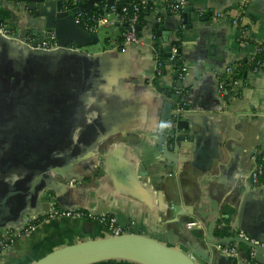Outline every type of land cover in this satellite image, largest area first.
Masks as SVG:
<instances>
[{
    "label": "crops",
    "instance_id": "obj_1",
    "mask_svg": "<svg viewBox=\"0 0 264 264\" xmlns=\"http://www.w3.org/2000/svg\"><path fill=\"white\" fill-rule=\"evenodd\" d=\"M56 1L42 10L56 13ZM141 1L154 8L138 27L139 44H123L117 25L100 22L89 32L55 15L52 29H26L36 37L52 30L74 52H38L0 41V230L25 229L27 216L41 217L0 253V264H34L55 249L107 237L89 217H42L44 196L31 204L27 191L47 181L54 187L45 192L60 207L111 215L120 225L133 222L134 233L196 251L200 264L264 263V251L251 259L236 237L242 229L264 240V176L256 186L249 182L257 156H264V70L246 74L239 96L224 98L218 88V76L264 41V0H175L178 7L169 12L165 0ZM0 3L18 33L23 3ZM185 5L192 10L183 11ZM238 17L251 43L241 44ZM155 44L163 53L167 47L181 51L164 57L157 77ZM177 60L186 74L180 75ZM179 82L188 126L171 137L173 123L164 119L171 98L163 88L174 93ZM161 135L170 145L182 137L171 150L178 153L174 166L161 156ZM39 165L47 179L39 178ZM188 221L196 225L187 228ZM223 226L227 235L216 234ZM221 242L233 246L237 257L220 251Z\"/></svg>",
    "mask_w": 264,
    "mask_h": 264
},
{
    "label": "water",
    "instance_id": "obj_2",
    "mask_svg": "<svg viewBox=\"0 0 264 264\" xmlns=\"http://www.w3.org/2000/svg\"><path fill=\"white\" fill-rule=\"evenodd\" d=\"M21 1L23 4L18 6ZM98 0H78L76 5L70 10H64L62 0H57L55 4L56 13L52 14L50 11L42 10L43 4H53L54 0H18L12 3H15L18 8H23L26 11L21 16V24L18 32V39H21L23 35L30 34L26 29L27 25L36 24L38 28L41 26V30L52 29L55 27L54 17L71 19L74 21V17L79 13H88L91 9L95 7V2ZM108 4H113L114 0H105ZM41 8V9H40ZM18 9V10H20ZM183 11H191L192 7L190 5H185L181 8ZM33 10V12L31 11ZM21 11V10H20ZM53 15V16H52ZM55 15V16H54ZM186 15L182 14L184 19ZM44 17V18H42ZM75 23V22H74ZM154 27L157 29H162V26L159 23H155ZM39 30V29H38ZM31 32V31H30ZM33 32V31H32ZM31 32V33H32ZM178 32V31H177ZM33 33H36L34 31ZM158 34V33H157ZM178 36L175 41L180 39V33H177ZM44 36L43 33L38 35V39H41ZM58 39V38H57ZM167 40V38L165 39ZM0 41L2 42H14L25 48L31 49L25 44L21 43L18 40L6 39L0 34ZM59 41V40H58ZM59 43L62 45L61 48H58L54 51H68L74 52L73 50H67L64 48L65 43ZM38 52H51L43 51L38 49H31ZM166 52V53H165ZM180 47L175 48L176 57L180 56ZM172 47H167L164 50L163 57H171ZM178 55V56H177ZM173 63V60H171ZM179 69L181 68V61L177 60ZM181 84L175 85L174 93H168L167 95L171 98L170 107L167 110V113H164V119L171 121L173 123L170 129V136L172 137L174 133L183 131L188 126L189 115L187 108L184 106L183 98H180ZM179 96V97H178ZM171 109V110H170ZM162 124V122H161ZM162 133V132H161ZM162 136V135H161ZM182 140L181 136H176L173 144H169L165 137L162 136L161 142L164 143L163 152L161 154L162 158L166 159L169 166L176 165L178 162V153L175 150L176 147L180 145ZM170 146V147H169ZM40 166L39 178H46L43 173H46V169ZM38 178V179H39ZM47 179V178H46ZM37 179L34 183H37ZM47 181V180H44ZM39 182L34 186V188L27 193H30L31 204H36L37 200L45 195V189H52L54 187L53 182L47 181L45 185L41 188L38 187ZM27 195V194H26ZM26 200V198H25ZM48 205L46 202L43 203L42 209L46 210ZM242 230V229H241ZM244 231V230H243ZM246 232V231H245ZM247 233V232H246ZM255 237V236H253ZM223 245H229L227 243L221 242ZM248 246V244H247ZM264 250H259L256 255ZM200 255L196 251L192 254L186 253L176 247H171L165 245L164 243L159 242L155 238L145 236L138 233H124L118 236H108L99 239H91L82 241L76 244L67 245L58 249L53 250L44 257L37 260L34 264H92L95 262L111 259H129L141 261L145 264H198L195 256ZM202 256V255H201ZM204 258V256H202ZM264 264V263H263Z\"/></svg>",
    "mask_w": 264,
    "mask_h": 264
},
{
    "label": "built area",
    "instance_id": "obj_3",
    "mask_svg": "<svg viewBox=\"0 0 264 264\" xmlns=\"http://www.w3.org/2000/svg\"><path fill=\"white\" fill-rule=\"evenodd\" d=\"M78 0L72 1V6H69L68 4L64 5V10L70 11ZM184 0H180L179 4L182 5ZM178 7V4H171L170 5V11L176 10ZM126 8H122V12L125 13ZM219 15V14H218ZM137 18L138 15L135 13L131 17L127 19V24H125L124 29H121V38L123 44H131V43H141V40L139 38L138 27H137ZM241 17H238L234 20L236 26L238 27L240 33H241V44L245 45L248 42L244 39H248L249 37V31L247 29H243L238 24L240 23ZM124 15L122 13H118L115 10L114 3L110 5L109 9L105 11V13L101 16L87 19L82 21V18L80 17H74V22L78 24L81 28H83L86 31L94 32L98 29L99 23L102 22L106 25H117L121 26L124 22ZM0 34L4 36L6 39L11 40H18L21 43L25 44L26 46L30 47L31 49H38L43 51H54L58 48H61L62 45L59 43L57 36L54 31L47 30L44 33V36L41 39H38L36 36H32L31 34L23 35L21 39H18L16 31L11 30L8 23L0 22ZM65 49L67 50H75L73 45H65ZM172 52H175V49H172ZM260 53L261 54V61H260V68L257 70L255 69L254 72H259L264 70V41H261L259 43L255 44L254 53ZM162 66L163 62L159 56L155 59V77L160 76L162 73ZM231 67L228 66L219 76H218V88L220 90V93L222 97L228 98L231 96H239L240 89L242 87V79L235 78L232 79L230 82L231 89L235 90L234 92H230V89H228L225 85V81L222 78V74L226 73L229 74L231 72ZM187 68L186 66L181 67V74H186ZM257 159H259L257 166L254 170L250 173L249 176V182L251 185L256 186L260 182V176L262 174V162L264 161V156L258 155ZM45 202L48 205V208L46 210L42 209L41 216L46 219H53V218H84L89 217L94 220H96L102 227L105 234L108 236H118L124 233H134L133 232V222L127 224V225H120L116 222V219L112 217L111 215L107 214H99V215H93L90 212H84L80 209H64L58 205L54 197L51 195V193L48 191L44 195ZM35 218H32L31 216L26 217L25 221V229H29L33 226V221ZM196 225L195 221H188L186 223L187 228H191ZM25 229L19 228V227H5L0 230V253L6 251L11 246L14 239H16ZM236 237L248 244V250L247 255L249 258H254L256 253L259 250H264V240L258 239L256 237H253L246 233L243 230H237ZM216 247L222 251L225 255H227L230 258H236L237 257V251L236 249L231 245H223L221 243H218Z\"/></svg>",
    "mask_w": 264,
    "mask_h": 264
},
{
    "label": "trees",
    "instance_id": "obj_4",
    "mask_svg": "<svg viewBox=\"0 0 264 264\" xmlns=\"http://www.w3.org/2000/svg\"><path fill=\"white\" fill-rule=\"evenodd\" d=\"M7 2H16L18 0H6ZM72 1L73 0H66V4H68L69 6H72ZM154 1V0H153ZM177 2L175 0H165L164 6H166V11L169 12L170 11V5L171 4H176ZM111 4H108L104 1H98V5L95 6L93 9H91L88 13H79L77 14L75 17H80L82 18V21L87 20V19H91V18H95L98 16H101L105 13L106 10L109 9ZM75 6V5H73ZM114 7L116 12L118 13H122L124 15V22L123 24L120 26L121 29H124L125 24H127V19L129 17H131L132 15H134L135 13L138 15L137 18V27L142 26L143 23L145 22V17L148 16L153 8L154 5L152 3H145L142 2L141 0H115L114 2ZM125 7V13L122 12V8ZM11 13L5 9L1 3H0V22H5L8 23L11 30H14V25L11 23ZM239 26H241L244 30L247 29L246 25H241L240 23L238 24ZM15 31V30H14ZM137 34L139 35V32H137ZM246 40L248 43H251V39H244ZM156 47H160L159 44H155ZM159 56L161 57V60L163 63H165L166 59L164 57H162V53H163V49L162 47H160L159 49ZM260 61H261V54L256 52L253 53L252 55L248 56V57H244L242 59H240L237 63L230 65L231 67V72L229 74L223 73L222 74V78L225 81V85L228 89H230V92H234L235 90L231 89V85L230 82L232 79L235 78H240L242 79V81L245 80L246 78V74L248 72H252L255 71V69L257 70L258 68H260ZM154 85H156L157 87L160 88V86L157 83V80L154 79L153 81ZM162 89V88H161ZM165 92H169L172 91L170 89H164ZM264 176V161L262 162V174L260 176V180L263 179ZM85 212V211H84ZM41 217H38L36 219H34V221L32 223H35L37 220H39ZM224 219V217H223ZM226 219H224L225 221ZM216 234L220 235V236H224L227 235V227L223 226L221 228H217L216 229ZM230 264H234L233 261H230Z\"/></svg>",
    "mask_w": 264,
    "mask_h": 264
},
{
    "label": "rangeland",
    "instance_id": "obj_5",
    "mask_svg": "<svg viewBox=\"0 0 264 264\" xmlns=\"http://www.w3.org/2000/svg\"><path fill=\"white\" fill-rule=\"evenodd\" d=\"M197 263L200 264L198 260H197Z\"/></svg>",
    "mask_w": 264,
    "mask_h": 264
}]
</instances>
